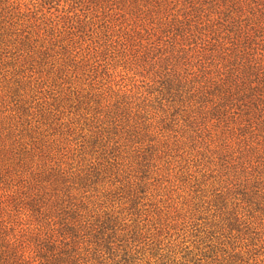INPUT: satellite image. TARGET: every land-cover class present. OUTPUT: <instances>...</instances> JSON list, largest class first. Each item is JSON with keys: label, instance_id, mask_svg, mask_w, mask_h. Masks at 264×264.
I'll list each match as a JSON object with an SVG mask.
<instances>
[{"label": "trees", "instance_id": "trees-1", "mask_svg": "<svg viewBox=\"0 0 264 264\" xmlns=\"http://www.w3.org/2000/svg\"><path fill=\"white\" fill-rule=\"evenodd\" d=\"M0 264H264V0H0Z\"/></svg>", "mask_w": 264, "mask_h": 264}]
</instances>
